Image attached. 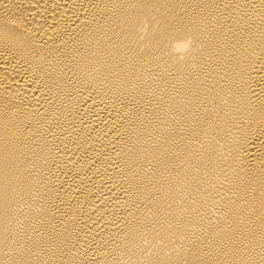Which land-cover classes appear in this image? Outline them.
I'll return each mask as SVG.
<instances>
[{"label": "bare ground", "instance_id": "1", "mask_svg": "<svg viewBox=\"0 0 264 264\" xmlns=\"http://www.w3.org/2000/svg\"><path fill=\"white\" fill-rule=\"evenodd\" d=\"M0 264H264V0H0Z\"/></svg>", "mask_w": 264, "mask_h": 264}, {"label": "clouds", "instance_id": "2", "mask_svg": "<svg viewBox=\"0 0 264 264\" xmlns=\"http://www.w3.org/2000/svg\"><path fill=\"white\" fill-rule=\"evenodd\" d=\"M173 51L183 58V56L190 50L191 48V41L190 40H183V41H176L173 42Z\"/></svg>", "mask_w": 264, "mask_h": 264}]
</instances>
